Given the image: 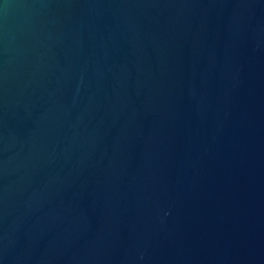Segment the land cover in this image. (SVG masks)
<instances>
[{
    "label": "water",
    "instance_id": "obj_1",
    "mask_svg": "<svg viewBox=\"0 0 264 264\" xmlns=\"http://www.w3.org/2000/svg\"><path fill=\"white\" fill-rule=\"evenodd\" d=\"M0 264H264V0H0Z\"/></svg>",
    "mask_w": 264,
    "mask_h": 264
}]
</instances>
